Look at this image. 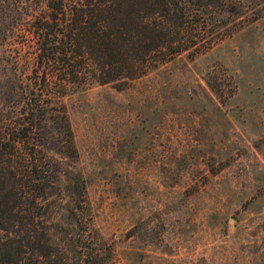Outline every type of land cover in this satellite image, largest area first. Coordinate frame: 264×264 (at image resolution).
Here are the masks:
<instances>
[{
	"label": "rangeland",
	"instance_id": "rangeland-1",
	"mask_svg": "<svg viewBox=\"0 0 264 264\" xmlns=\"http://www.w3.org/2000/svg\"><path fill=\"white\" fill-rule=\"evenodd\" d=\"M238 3L252 20L207 51L64 97L76 148L65 162L84 179L82 219L111 264H264V0ZM42 6L0 0V75L28 51L26 21ZM75 203L55 199L56 237L83 227Z\"/></svg>",
	"mask_w": 264,
	"mask_h": 264
},
{
	"label": "trees",
	"instance_id": "trees-1",
	"mask_svg": "<svg viewBox=\"0 0 264 264\" xmlns=\"http://www.w3.org/2000/svg\"><path fill=\"white\" fill-rule=\"evenodd\" d=\"M238 4L43 0L26 21L28 51H13L0 75V264H111L110 245L82 219L84 179L65 162L76 148L64 97L90 83L123 88L175 55L207 51L252 20ZM64 195L83 227L58 238L47 216Z\"/></svg>",
	"mask_w": 264,
	"mask_h": 264
}]
</instances>
